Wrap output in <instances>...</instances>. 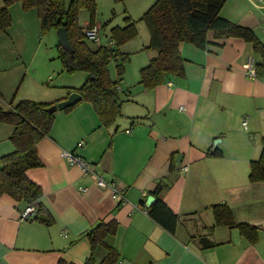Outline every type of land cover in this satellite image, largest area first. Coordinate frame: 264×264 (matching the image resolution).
I'll use <instances>...</instances> for the list:
<instances>
[{"label": "crops", "instance_id": "crops-1", "mask_svg": "<svg viewBox=\"0 0 264 264\" xmlns=\"http://www.w3.org/2000/svg\"><path fill=\"white\" fill-rule=\"evenodd\" d=\"M251 1L227 0L220 15L232 13L226 20L264 44V0ZM13 8L11 27L0 30V108L65 101L88 74L61 80V61L38 40V11ZM179 51L183 73L153 90L136 87L112 124L104 125L84 99L54 115L35 147L41 166L25 173L42 190L38 218L22 222L29 201L0 192V264H264V180L249 178L263 152L264 57L244 38L218 39L214 31L205 47L182 43ZM251 56L257 79L244 75ZM14 133L10 123L0 124V170L17 151ZM65 152L117 181L129 204L102 191ZM157 201L180 218L175 232L149 215ZM217 205H226L237 224L255 228L258 239L216 226Z\"/></svg>", "mask_w": 264, "mask_h": 264}, {"label": "trees", "instance_id": "trees-1", "mask_svg": "<svg viewBox=\"0 0 264 264\" xmlns=\"http://www.w3.org/2000/svg\"><path fill=\"white\" fill-rule=\"evenodd\" d=\"M124 1L127 0H116ZM95 2L96 0H4V4L0 5V30L6 31L11 27L10 8L15 4H21L25 11H38L42 32L66 28L73 53L59 47L58 59L62 63L63 72L88 74L89 80L78 92L85 101L93 105L104 125H110L115 118L121 116L122 106L119 84L110 79L109 67L113 62L125 61L126 57L121 54L120 47L136 35V30L134 24L129 22L124 29H114L111 40L99 45L97 52L87 48L85 41L89 39L86 31L97 26ZM226 2L227 0H158L145 13L143 20L151 35L149 50L157 53L149 65L141 70L140 85L145 90L168 84L172 76L182 74L184 60L180 55V45L189 43L203 48L210 31H214L218 39L242 37L253 45L256 53L264 57V44L251 29L221 18V10ZM82 9L89 14L87 26L80 23ZM256 66L259 77V65ZM116 67L118 75L123 77V65ZM48 107L50 106L23 101L10 110L0 108V124L10 123L15 127L13 142L17 149L11 156L4 158L3 170H0V192H7L17 200H27L29 204L38 202L42 197L40 187L32 183L25 173L41 166L35 147L53 126L54 115L47 114ZM262 143L260 160L251 164L249 178L253 183L264 180V138ZM151 208L149 215L153 221L168 233L176 231L180 218L164 202L157 201ZM213 212L216 226L238 227L252 242L258 239V231L250 225L237 224L226 205L214 206Z\"/></svg>", "mask_w": 264, "mask_h": 264}, {"label": "rangeland", "instance_id": "rangeland-1", "mask_svg": "<svg viewBox=\"0 0 264 264\" xmlns=\"http://www.w3.org/2000/svg\"><path fill=\"white\" fill-rule=\"evenodd\" d=\"M157 1L158 0H127L124 2H116V0H96L95 2L97 4L96 21L98 25H101L99 29H101V34L103 35L102 42L108 43L113 36V30L116 28L124 29V27H126L129 22L134 24L136 30V35L133 38L127 40V42L122 44L120 47L121 54L126 57L125 61L121 63L113 62L109 67L110 79L119 84V93H121L120 106L124 107L129 101L126 99L127 95L133 96L135 93V88L140 85L141 70L149 65L152 56L155 55V52L149 50L151 45V35L143 18L145 13L147 14L148 10H150ZM68 2H71V0H68ZM3 4L4 0H0V5ZM14 6L15 5L10 8V13L12 11L15 12V8H13ZM253 8L256 7L253 6ZM262 12L264 16V10ZM88 15L89 14L85 9L81 10V15L79 16L81 25L89 23ZM220 16L223 19H228V16L230 18L234 17L232 13H228V16L226 14V18H224L222 15ZM230 18L229 21H231ZM88 30L89 29H87V31ZM21 34L24 37H27L26 33ZM38 40L41 41L44 52L51 53L53 57L59 55L60 46L57 40V31L48 30L47 32H41V35L38 36ZM85 44L87 48L92 51L97 52V50L100 48L98 44L87 39ZM118 65H123L125 68L123 77L118 75V69L116 67ZM79 75L81 74L63 73L59 76V78L62 77L61 80L68 78L78 81L80 79ZM89 78L90 77H88L87 80H89ZM74 80H72V82H74ZM85 83H83V85Z\"/></svg>", "mask_w": 264, "mask_h": 264}, {"label": "built area", "instance_id": "built-area-1", "mask_svg": "<svg viewBox=\"0 0 264 264\" xmlns=\"http://www.w3.org/2000/svg\"><path fill=\"white\" fill-rule=\"evenodd\" d=\"M251 1V0H249ZM252 2V1H251ZM253 3V2H252ZM254 5V3H253ZM255 6V5H254ZM86 37L89 39V41L94 42L98 45H100L103 39V36L101 34V29L96 26V28H91L86 32ZM111 46H113V43H110ZM255 57L251 56L247 59L246 64V72L245 76L248 79H257L258 78V71L256 66ZM170 86L172 84H169ZM182 111L185 110L184 107L181 109ZM247 120L244 119L243 126H246ZM127 133H130L128 131ZM86 143L84 141H81L79 145H77L79 148H84ZM65 159L72 165L78 167L81 172H83L85 175H89L94 177L97 180V185L100 189L103 190H111L112 196L114 200H116L120 205H128L129 201L126 199L124 195V190L120 187V185L117 183V181L107 182L102 176H100L95 170V165L87 162L86 160L82 159V157H79L73 153L65 152L64 153ZM83 192H87V189H82ZM39 212L38 204L31 203L27 206L26 210H23L20 212V220L22 222H28L33 220Z\"/></svg>", "mask_w": 264, "mask_h": 264}, {"label": "water", "instance_id": "water-1", "mask_svg": "<svg viewBox=\"0 0 264 264\" xmlns=\"http://www.w3.org/2000/svg\"><path fill=\"white\" fill-rule=\"evenodd\" d=\"M57 31V40L59 43V46L65 50L68 51L69 53H73V49L71 47V44L69 43V37H68V32L66 30V28L61 27L59 29L56 30ZM83 100V96L81 94H79V92H73V94H69V97L65 100L62 101L60 103H58L57 105H53L51 107H48L46 109V112L48 115L53 116L56 113L60 112V111H65L67 109H70L71 107L77 105L79 102H81ZM153 203L155 202V199L153 197H150L148 200V204L150 202ZM152 205V203H150V205H148L149 207Z\"/></svg>", "mask_w": 264, "mask_h": 264}]
</instances>
